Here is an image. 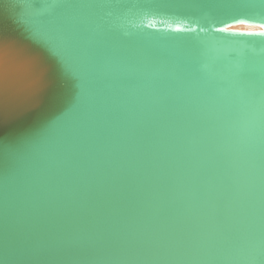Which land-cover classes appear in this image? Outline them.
I'll use <instances>...</instances> for the list:
<instances>
[{"label": "water", "instance_id": "1", "mask_svg": "<svg viewBox=\"0 0 264 264\" xmlns=\"http://www.w3.org/2000/svg\"><path fill=\"white\" fill-rule=\"evenodd\" d=\"M260 23L264 0H0V264H264Z\"/></svg>", "mask_w": 264, "mask_h": 264}, {"label": "bare ground", "instance_id": "2", "mask_svg": "<svg viewBox=\"0 0 264 264\" xmlns=\"http://www.w3.org/2000/svg\"><path fill=\"white\" fill-rule=\"evenodd\" d=\"M235 29H239V30H254V29L248 28V27H237Z\"/></svg>", "mask_w": 264, "mask_h": 264}, {"label": "snow or ice", "instance_id": "3", "mask_svg": "<svg viewBox=\"0 0 264 264\" xmlns=\"http://www.w3.org/2000/svg\"><path fill=\"white\" fill-rule=\"evenodd\" d=\"M245 19V18H244ZM247 20V19H245ZM248 21V20H247ZM262 26H264V23H260ZM247 34H259V35H264V31H261L259 33H247Z\"/></svg>", "mask_w": 264, "mask_h": 264}]
</instances>
